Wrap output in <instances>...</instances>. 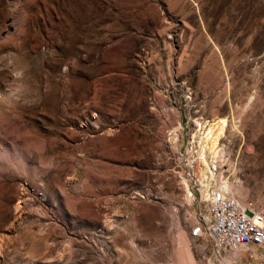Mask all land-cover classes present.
I'll use <instances>...</instances> for the list:
<instances>
[{"label":"rangeland","instance_id":"1","mask_svg":"<svg viewBox=\"0 0 264 264\" xmlns=\"http://www.w3.org/2000/svg\"><path fill=\"white\" fill-rule=\"evenodd\" d=\"M210 169L264 205V0H0V264H176Z\"/></svg>","mask_w":264,"mask_h":264},{"label":"built area","instance_id":"2","mask_svg":"<svg viewBox=\"0 0 264 264\" xmlns=\"http://www.w3.org/2000/svg\"><path fill=\"white\" fill-rule=\"evenodd\" d=\"M212 168L216 170L214 165ZM201 180L198 184L192 180L188 188L194 208L190 236L209 240L215 255L239 247L264 246V205L230 195L211 176Z\"/></svg>","mask_w":264,"mask_h":264},{"label":"bare ground","instance_id":"3","mask_svg":"<svg viewBox=\"0 0 264 264\" xmlns=\"http://www.w3.org/2000/svg\"><path fill=\"white\" fill-rule=\"evenodd\" d=\"M223 128H224V123H216L214 125H211L209 127V130H199L201 133L198 134L199 136L198 146L200 147L198 156H199V161L204 163L206 165V168L209 167V162L207 158H205V155L207 153L212 154L213 156L216 155L219 149L220 140L222 139V136L224 134ZM210 172L213 174L211 169L209 171V174L211 177H213ZM222 184L219 187L227 191L230 195L234 196L230 191V184H228V181H224ZM240 248L242 247L235 248L232 250H238ZM218 254L221 255V253L217 252V255ZM222 264H233V262H230L229 260H222Z\"/></svg>","mask_w":264,"mask_h":264},{"label":"crops","instance_id":"4","mask_svg":"<svg viewBox=\"0 0 264 264\" xmlns=\"http://www.w3.org/2000/svg\"><path fill=\"white\" fill-rule=\"evenodd\" d=\"M122 226H126L125 223H123ZM181 247L184 250V257L179 260V262L177 261L176 264H199V259L207 257L212 249L209 240L192 237L188 230L185 233V239ZM218 258L221 262L222 260H229L232 262L231 259L223 258L220 254H218Z\"/></svg>","mask_w":264,"mask_h":264}]
</instances>
